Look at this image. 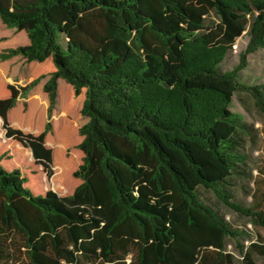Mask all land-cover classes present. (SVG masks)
<instances>
[{"label":"trees","instance_id":"obj_1","mask_svg":"<svg viewBox=\"0 0 264 264\" xmlns=\"http://www.w3.org/2000/svg\"><path fill=\"white\" fill-rule=\"evenodd\" d=\"M5 28L0 70L20 65L0 72V264H236L230 239L264 264V238L246 246L198 192L264 227L234 199L251 127L231 110L245 92L264 113V84L241 80L264 0H0Z\"/></svg>","mask_w":264,"mask_h":264},{"label":"rangeland","instance_id":"obj_2","mask_svg":"<svg viewBox=\"0 0 264 264\" xmlns=\"http://www.w3.org/2000/svg\"><path fill=\"white\" fill-rule=\"evenodd\" d=\"M8 32H10L8 28L0 29V34H7ZM248 42L249 37L246 31L236 40L233 50L221 64L223 71L232 70L240 62L241 54L246 50ZM9 44L10 46L14 45L13 43ZM19 65V63L13 64L6 75L4 71L0 70L5 75L6 81L10 82L14 78ZM47 80L48 78L43 79L29 93L28 99L41 100L43 85ZM241 80L247 84H264V48L248 56V66L241 72ZM69 90V85L64 80H59L55 119L65 116L64 109ZM231 110L234 113L241 114L244 122L248 127H251L250 132L244 135L248 164L245 173L238 176L234 181V187L232 188L234 199L245 206L258 208L259 204L264 209V113L257 108L254 99L245 92H238L234 95ZM54 134V140H51L48 145L53 147L62 146L61 144H54L58 133ZM198 192L203 201L225 217L233 228L249 232L252 238L243 242L246 246L250 244L251 239L256 240L257 235L264 238V227H255L249 219L226 206L213 191L199 188ZM236 246L237 242L235 240L230 239L228 241V250L237 257L236 264H243L240 254L236 251Z\"/></svg>","mask_w":264,"mask_h":264}]
</instances>
